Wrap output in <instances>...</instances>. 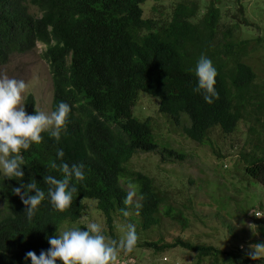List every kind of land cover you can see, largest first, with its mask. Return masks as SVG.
I'll return each instance as SVG.
<instances>
[{"label":"trees","instance_id":"trees-1","mask_svg":"<svg viewBox=\"0 0 264 264\" xmlns=\"http://www.w3.org/2000/svg\"><path fill=\"white\" fill-rule=\"evenodd\" d=\"M143 1L0 0V64L13 52L29 51L36 41L43 43L41 55L52 86L51 111L62 101L71 107L59 141L44 132L40 144L22 152L21 181L0 172V264H31L26 253L46 251L48 238L57 235L61 222L80 215L83 196L95 198L112 236L113 214L122 215L126 209L136 212L142 229L157 225L161 216L186 224L183 211L167 200L150 175L124 165L136 151L156 150L161 160H181L185 155L172 147L158 148L148 117L139 119L132 114L138 90L156 96L157 110L173 123L179 124L184 114L187 121L181 125L182 132L200 143L206 142L212 127L229 133L239 119L253 122L249 128L256 135L255 142H260L255 145L259 153L251 150L241 157L244 171L264 186V82L255 80V71L242 58L250 39H234L228 25L219 41L218 8L211 1L196 18L194 0H177L166 19L143 16ZM236 1L242 13V4ZM202 55L217 70L219 98L212 104L205 102L203 91H193L198 84L195 68ZM24 108L28 114L38 111L31 92L25 93ZM58 150H63V157L57 156ZM52 162L83 165L85 179L72 180L77 192L64 212L55 210L47 197L49 186L44 177L63 178L59 167H50ZM122 177L137 186L138 197L143 196L139 210L123 203L127 190L120 182ZM29 182L46 194L31 219L14 194V188ZM138 244L153 252L181 246L195 252L193 264L203 257L212 264H264L263 256L251 259L247 250L222 249L179 236L170 241L160 236L143 238Z\"/></svg>","mask_w":264,"mask_h":264},{"label":"rangeland","instance_id":"rangeland-1","mask_svg":"<svg viewBox=\"0 0 264 264\" xmlns=\"http://www.w3.org/2000/svg\"><path fill=\"white\" fill-rule=\"evenodd\" d=\"M176 1L144 0L140 3L142 15L166 19ZM194 1L197 4L196 18L202 15L210 1L217 6L216 37L219 41L221 31L228 25L234 39H250L248 53L242 58L255 71V80L264 82V0H240L242 13L237 10L236 0ZM29 10L36 12L33 5H29ZM42 48L43 43L36 41L29 51L11 53L0 64V78L7 76L24 80L28 84L26 93L33 94L37 110L50 113L52 86L48 64L41 55ZM132 114L139 119L148 117L158 148L172 147L185 153L181 160H161L156 150L136 151L124 165L129 170H140L150 175L154 184L166 194L167 200L183 211L186 224L182 226L179 221L161 216L157 225L142 229L136 212L126 209L128 216L113 214L112 236L95 205V198L83 196L80 198L84 204L80 215L75 220L62 221L56 234L74 227L86 230L90 222H97L105 236L119 240L125 235L126 226L134 224L138 243L143 238L160 236L170 241L179 236L192 242L211 243L222 249L247 250L250 253L258 249L260 241H264V186L244 171L241 157V153L251 150L259 153L255 145L260 142H255L256 135L249 128L253 122L239 119L229 133L212 127L206 142L200 143L182 132L181 125L187 121L184 114L179 124L173 123L167 114L157 110V97L143 90L136 93ZM120 182L128 191V184L132 182L124 177ZM258 250L259 256L264 257V249ZM121 258L131 259V264H193L196 255L194 251L178 245L153 252L137 244L132 253H120L116 264L122 262ZM197 264L212 263L203 257Z\"/></svg>","mask_w":264,"mask_h":264},{"label":"clouds","instance_id":"clouds-1","mask_svg":"<svg viewBox=\"0 0 264 264\" xmlns=\"http://www.w3.org/2000/svg\"><path fill=\"white\" fill-rule=\"evenodd\" d=\"M195 75L198 84L193 91H203L205 102L212 104L214 99L219 98L215 89L217 70L212 61L202 55L197 61ZM27 90L28 84L22 79L7 76L0 78V172L6 178H16L19 181L24 177L22 165H25V160L22 152L33 144H40L44 132L59 141L71 111L70 105L62 101L50 113L34 111V114H28L24 108V94ZM63 155V150H58L57 156ZM50 167H59L63 178L51 175L44 177V183L49 186L47 197L55 210L64 212L71 206L73 195L77 192L72 180L79 182L85 179L83 165L73 164L70 167L67 163H62L58 166L52 162ZM31 192L34 194L30 195ZM14 194L26 206L25 212L29 219L46 198L45 191L38 188L35 182L21 183L20 187L14 188ZM142 200V195L137 198V186L129 183L123 203L139 210L143 206ZM123 215L128 216L129 213L124 211ZM126 229L125 235L115 240L103 234L99 223L90 222L86 230L74 227L48 238L50 247L46 251L42 250L39 255L28 251L25 258L30 259L31 264H57L58 261L59 264H116L120 253L128 255L138 244L135 225L128 224ZM258 249H264V245H259ZM258 249L249 254L251 259L259 258Z\"/></svg>","mask_w":264,"mask_h":264},{"label":"built area","instance_id":"built-area-1","mask_svg":"<svg viewBox=\"0 0 264 264\" xmlns=\"http://www.w3.org/2000/svg\"><path fill=\"white\" fill-rule=\"evenodd\" d=\"M119 260H122V262L121 263H117V264H131V259H129V258H125V259H123V258H121V259H119Z\"/></svg>","mask_w":264,"mask_h":264}]
</instances>
